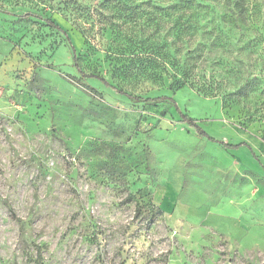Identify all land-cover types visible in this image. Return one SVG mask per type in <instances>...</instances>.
<instances>
[{
    "label": "rangeland",
    "instance_id": "rangeland-1",
    "mask_svg": "<svg viewBox=\"0 0 264 264\" xmlns=\"http://www.w3.org/2000/svg\"><path fill=\"white\" fill-rule=\"evenodd\" d=\"M101 2L0 0V264H264V0H250L237 27L220 2L197 19L196 33L216 38L221 73L239 51L259 77L231 80L221 96L116 71L169 66L160 47L177 27L158 24L162 0H114L113 13L120 2L143 14L137 41L115 37L113 59L72 24ZM24 12L57 23L77 61L64 34ZM82 72L126 95L172 96L177 110ZM182 114L258 159L207 140Z\"/></svg>",
    "mask_w": 264,
    "mask_h": 264
},
{
    "label": "trees",
    "instance_id": "trees-1",
    "mask_svg": "<svg viewBox=\"0 0 264 264\" xmlns=\"http://www.w3.org/2000/svg\"><path fill=\"white\" fill-rule=\"evenodd\" d=\"M111 2L113 3L114 0H102L101 3L93 6L85 5L78 16H73L72 24L86 39L89 48L96 50V46L102 45L105 47L109 56L113 59H116V49L120 47L121 44L119 45V42L115 40V37L119 36L121 38H125L127 41H131V38L135 37L132 32L134 30L131 27L133 26L135 30L137 28L139 30L142 29L140 25L143 12L130 10L129 13V7L118 2V10L113 13L108 9V6ZM162 2L163 4H159L156 7V9L161 12L160 15L162 17L158 24H160L165 29L166 24L172 22L173 18V24L171 27H167V30L172 27H177V32L171 41H168L170 39L168 38V31L165 32L162 38L163 43L160 47V49H164L162 58L169 61V66H163L159 69H150L146 71L141 68L125 66L122 68H117L116 71L123 73L127 77L147 74L148 76L166 78L169 80L170 85L174 86L175 88H180L184 85H196L198 90L201 89L202 91L208 92L211 95L218 96L229 93L228 89H226V85H228L231 80L242 81L243 84H249L251 81H258L257 79L259 77L254 73H250V67L244 68V66L240 64V61H249L252 59L248 56V54L247 56H243L239 51L230 55V60L234 61L236 66L233 65L232 67L228 68V71H223V73H221L222 70L218 67L221 54L215 55V53L211 52V50H213L212 45L214 44V40L216 38L211 39L210 37H204L202 35L199 36L196 33L199 27L197 19L208 14L213 15L215 12V7L211 4L220 2L221 6H228L230 8L228 17H231L228 23L232 24L233 27H237V22L240 21V17H243L247 12V7L250 0H162ZM151 3V0H147L146 2L149 7H152ZM18 16L23 19H28L30 17L41 18L45 21L46 25L57 32L64 34L66 43L72 55V59L74 62L77 61L75 48L72 45L70 38L57 23L47 17L42 18L40 15L33 12H24L18 14ZM191 29H193L195 33H187L188 30ZM107 31L113 36L112 38L106 39L105 33ZM197 35L199 36V40L197 37H195ZM133 39L136 40L137 38L135 37ZM172 45L173 51L170 57L169 48ZM207 66L211 67L207 75L210 84L204 86L202 79L205 76V68ZM225 73L227 76L224 75ZM81 75L84 78H95L103 85L112 88L116 92L125 94L121 89L111 85L101 76L85 74L83 72ZM230 94L231 93L228 95ZM126 96L135 102H166L170 106L174 107L175 110H177L175 99L169 95H157L144 98L132 95ZM180 120L188 122V125L195 128L199 135H202L207 140L218 144L223 149L228 150L243 146L249 150L252 157L258 159L257 154L247 142L240 141L233 144L223 140L214 139L203 129H201L196 121H194L191 117H188L186 114H182V118H180ZM35 262L36 264H39V258L36 259Z\"/></svg>",
    "mask_w": 264,
    "mask_h": 264
}]
</instances>
